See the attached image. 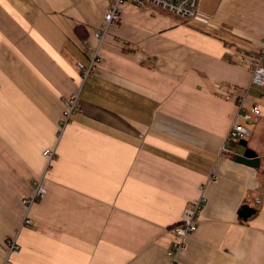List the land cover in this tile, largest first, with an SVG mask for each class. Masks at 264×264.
<instances>
[{
  "label": "crops",
  "instance_id": "0c3cea01",
  "mask_svg": "<svg viewBox=\"0 0 264 264\" xmlns=\"http://www.w3.org/2000/svg\"><path fill=\"white\" fill-rule=\"evenodd\" d=\"M110 3L0 0V264H171V228L202 187L179 260L264 264V97L234 56L264 42V0H199L193 20L124 3L82 83L77 65ZM244 93L262 118L247 147L225 154ZM250 148L258 167L238 162ZM46 150L56 152L47 170ZM43 176L25 226L23 200ZM245 206L256 210L247 219ZM13 238L20 251L8 256Z\"/></svg>",
  "mask_w": 264,
  "mask_h": 264
},
{
  "label": "built area",
  "instance_id": "2783aa9c",
  "mask_svg": "<svg viewBox=\"0 0 264 264\" xmlns=\"http://www.w3.org/2000/svg\"><path fill=\"white\" fill-rule=\"evenodd\" d=\"M130 3L137 7L153 6L168 13L174 14L186 20H193L198 17V3L199 0H111L110 6L103 16L101 26L93 32V37L96 43L92 47L90 61L87 65L78 63L77 68L81 72L82 83L86 81L91 75L95 73L99 64L102 62L101 48L103 43L107 40L110 30L115 26L122 17V5ZM89 45V42H86ZM234 53L235 57L241 60L242 64L248 66L252 73V86L260 90L261 96L264 97V42L257 47L255 51H250L244 46H240ZM234 63V60L231 61ZM247 93L241 95L237 101L238 116L241 118L240 122H234L226 139V146L223 147L222 152L225 154H232L229 145L237 144L241 140H247L253 132V128L259 124L262 118V110L257 103L250 107L246 106ZM79 108V95L75 94L64 101V128L72 120L73 115ZM47 158L46 170L51 166L55 159V150H46L43 153ZM47 189L44 185V176L37 179L33 183V192L30 197L23 200L26 207V216L24 225H30L32 220L29 217L30 209L41 200L45 198ZM256 204L261 205L262 200L256 199ZM206 205V197L204 195V188H201V196L194 202L190 209H188L180 223L171 228V233L174 238L172 245L168 251L171 259V264H183L179 260L181 251L186 246V241L190 236L195 234L198 230L199 217ZM8 256L18 253L20 246L17 238L10 239L7 242Z\"/></svg>",
  "mask_w": 264,
  "mask_h": 264
},
{
  "label": "water",
  "instance_id": "95a60500",
  "mask_svg": "<svg viewBox=\"0 0 264 264\" xmlns=\"http://www.w3.org/2000/svg\"><path fill=\"white\" fill-rule=\"evenodd\" d=\"M240 145L247 147L248 143L247 140H241ZM258 155L251 149H247L245 154L242 157L238 158V162L250 167H258L259 161L257 160ZM256 213L255 209H251L249 207H243L240 211V217L243 219H247L253 214Z\"/></svg>",
  "mask_w": 264,
  "mask_h": 264
},
{
  "label": "rangeland",
  "instance_id": "374dc122",
  "mask_svg": "<svg viewBox=\"0 0 264 264\" xmlns=\"http://www.w3.org/2000/svg\"><path fill=\"white\" fill-rule=\"evenodd\" d=\"M82 82V81H81ZM80 86H81V84H80ZM78 111V110H77ZM75 114H77V112L75 113ZM74 114V115H75ZM74 115H73V117H74ZM63 120H64V115H62V119H61V121H60V123L58 124V126H57V133H56V136L57 137H59L60 135H61V133H62V131H63V129H64V126H63Z\"/></svg>",
  "mask_w": 264,
  "mask_h": 264
},
{
  "label": "trees",
  "instance_id": "16d2710c",
  "mask_svg": "<svg viewBox=\"0 0 264 264\" xmlns=\"http://www.w3.org/2000/svg\"><path fill=\"white\" fill-rule=\"evenodd\" d=\"M256 126H257V125H256ZM256 126H255V127H256ZM252 133H253V135H254V133H255L254 130H253ZM249 138H250V137H249ZM249 138H248L247 140H249ZM239 143H240V142H239ZM239 143H237V144H239ZM248 145H249V143H248ZM248 148H249V147H248ZM250 149H251V148H250ZM253 151H254V150H253ZM254 152H255V151H254ZM255 153H256V152H255Z\"/></svg>",
  "mask_w": 264,
  "mask_h": 264
},
{
  "label": "bare ground",
  "instance_id": "6f19581e",
  "mask_svg": "<svg viewBox=\"0 0 264 264\" xmlns=\"http://www.w3.org/2000/svg\"><path fill=\"white\" fill-rule=\"evenodd\" d=\"M249 95V94H248ZM249 97V96H248Z\"/></svg>",
  "mask_w": 264,
  "mask_h": 264
}]
</instances>
